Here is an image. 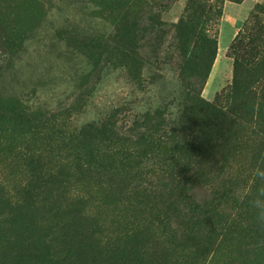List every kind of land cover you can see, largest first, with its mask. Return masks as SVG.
I'll use <instances>...</instances> for the list:
<instances>
[{
	"label": "rangeland",
	"instance_id": "374dc122",
	"mask_svg": "<svg viewBox=\"0 0 264 264\" xmlns=\"http://www.w3.org/2000/svg\"><path fill=\"white\" fill-rule=\"evenodd\" d=\"M124 17L137 26L138 40L119 67L109 53L116 23ZM192 17L200 19L195 33L181 32L179 22ZM204 35L215 38L216 54L201 97L228 113L230 120L219 123L211 116L208 125H218L212 129L219 128L218 148L229 152L206 160L209 178L188 185L184 203L186 209L216 206L234 228L200 248L173 234L174 219L157 220L129 196L101 199L99 182L77 180L70 163L78 145L63 137L113 112L120 139H134L143 125L156 123L157 109L164 115L160 123L170 126L184 85L194 83L183 70L206 48ZM16 107L43 121L12 118ZM261 132L264 0H0V186L21 205L28 162L39 160L48 171L64 169L65 176L52 190L59 211L49 212L54 204L41 199L31 232L17 211L0 209V264H52L62 258L63 242L48 233L44 219L63 221L78 199L94 225L89 242L138 232L165 243L170 264H264V226L258 223L264 216V152L249 143ZM23 231L28 234L17 237Z\"/></svg>",
	"mask_w": 264,
	"mask_h": 264
},
{
	"label": "trees",
	"instance_id": "16d2710c",
	"mask_svg": "<svg viewBox=\"0 0 264 264\" xmlns=\"http://www.w3.org/2000/svg\"><path fill=\"white\" fill-rule=\"evenodd\" d=\"M199 10L201 8L196 3V11ZM199 21L196 17L188 18L180 21L178 27L181 32H193L195 23ZM1 30L4 32L5 42L8 43L7 31L3 28ZM114 32L109 55L120 67L134 54L138 30L131 19L124 17L116 23ZM204 36L202 40L206 48L197 59L190 60L187 69L183 70L194 83L184 85L175 119H172L170 126L164 127L160 123L164 115L157 109L153 112L156 123L143 125L144 131L134 139H120L112 122L115 121L117 112H113L106 121L91 124L86 130L82 129L78 133L65 132L63 137L78 145L77 153L70 163V171H74L77 180L89 184L99 182V185H95L97 191H101V199L129 196L134 203L148 208L149 214L157 220L160 221L162 216L166 221L174 219L176 230L173 234L178 236L183 244L193 243L195 245L192 246L200 248L206 243H214L219 233L229 232L226 228H234L232 220L228 223V217L217 211L216 206L204 204L200 205L201 207L195 206L194 209H186L187 204L184 203L187 186L195 179L209 178L210 171L203 166L206 160L213 157V154L223 157L229 152L228 147L218 148L219 128L212 130L218 125H208L211 116L219 123L230 120L228 113L201 97L216 54L215 38ZM198 37L201 38L200 34ZM98 42L95 46L99 50ZM16 109L11 115L16 120L31 124L43 121L39 116L32 119L33 115L29 117L20 107ZM11 116L6 115L8 122ZM252 135L256 136V139L249 140V143L264 152V133ZM253 141L257 143H252ZM44 167L39 160L28 162L30 179L24 189L25 198L21 205L11 202L6 187L0 186V209L7 210V214L12 212L13 215L17 211V215L27 221L26 226L31 228L30 232L35 229L33 214L37 211V204L41 199L45 204H54L51 208L45 205L43 209L47 207L49 212L59 211L58 200L53 202L55 196L52 190L55 185L64 182V169L48 171ZM102 178L107 182L105 185L99 181ZM102 186L106 188L104 191ZM106 190L109 192L106 193ZM69 207L71 210L64 211L66 218L61 222L57 220L53 223L50 219H44L45 224L49 222L48 233L57 235V241H62L64 246L61 250L63 257L53 263L51 260L52 264H170L167 245L153 236L146 240L135 232L105 242H89V231L94 225L84 210V201L78 199ZM27 234L28 232L23 231L17 237ZM44 238H47L46 235Z\"/></svg>",
	"mask_w": 264,
	"mask_h": 264
},
{
	"label": "clouds",
	"instance_id": "9594fccd",
	"mask_svg": "<svg viewBox=\"0 0 264 264\" xmlns=\"http://www.w3.org/2000/svg\"><path fill=\"white\" fill-rule=\"evenodd\" d=\"M258 223L261 225V226H264V216H261L258 218Z\"/></svg>",
	"mask_w": 264,
	"mask_h": 264
}]
</instances>
